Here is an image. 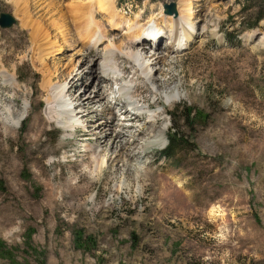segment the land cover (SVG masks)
I'll return each mask as SVG.
<instances>
[{
  "label": "rangeland",
  "instance_id": "rangeland-1",
  "mask_svg": "<svg viewBox=\"0 0 264 264\" xmlns=\"http://www.w3.org/2000/svg\"><path fill=\"white\" fill-rule=\"evenodd\" d=\"M48 1L0 0V12L15 18L0 27V71L10 78L0 73V264H264V19L248 27L264 0L247 8L244 0H191L194 38L169 53L163 4L177 10L180 0H108L123 29L137 22L140 31H163L156 49L166 57L149 65L158 103L155 85L141 83L125 56L115 62L137 104L160 113L155 126L164 134L151 137L135 163L122 158L127 150L103 151L101 168L95 157L103 145L93 132L66 131L47 114L50 85L69 77L67 97L89 94L95 78L78 54L99 57L104 41L93 50L74 35L65 44L81 0H52L51 10ZM56 18H64L58 29L49 24ZM108 20L95 14L108 40L125 43V29L111 30ZM113 80L105 83L112 108L102 121L119 115ZM95 108L79 119H93L102 104ZM148 118L132 122L143 130L132 146L144 142ZM174 130L183 140L166 159L161 151Z\"/></svg>",
  "mask_w": 264,
  "mask_h": 264
},
{
  "label": "bare ground",
  "instance_id": "bare-ground-1",
  "mask_svg": "<svg viewBox=\"0 0 264 264\" xmlns=\"http://www.w3.org/2000/svg\"><path fill=\"white\" fill-rule=\"evenodd\" d=\"M82 1L83 0L74 4L72 6V10L70 8L71 15L74 14V31L72 29L73 34L71 33V31L69 32L71 38H65L64 43L66 44L69 39H74L73 37L75 35L78 38V44H82L85 41L87 47H90L91 45L92 49L94 50V48H96V45L104 41V46L103 48H101L102 55H99V57L96 53L91 52L87 54H78L82 56L81 63L83 62L85 64L83 71H93V76L95 78L93 79V87L90 89L88 95H84L81 92L75 97V101H73L71 100V97H67L68 94H66L67 86L70 81L69 77H67L66 80L60 83L58 86H55V89L54 86L52 87L49 84L51 87L49 92L51 93H49L48 96V103H53L54 108H51L52 111L47 114V120L55 121L57 119V122H62V128L70 132L79 127L81 128L80 136H87L88 134H91L93 132L94 140L97 143L96 145H103L98 150L96 149V151H98L97 156L95 157L97 158V168H101L106 162L104 161L105 154L101 153L111 148H113L114 152H116V155H119L121 150H127L126 154H124L125 152L123 153L124 155L122 158L126 157L127 162L129 160V163L130 161H133L135 163V161L138 159L137 155L141 154L144 148H146L148 144L147 142L151 141L150 138L159 137L164 134L163 127L157 128L155 126V122L160 120V113L156 111L147 113L150 110L149 107L153 103H158L160 101L159 98L163 97L162 93L160 91H157L160 88L159 78L157 77L155 79V77L151 73V70L149 71V65L152 66L153 64H157L159 61H163L166 57L167 52L169 53L170 51H172V46L175 47L176 50V47H179L180 45L182 46V44L185 45L193 40L196 33V30L194 28L195 25L192 21L195 11L193 10L192 4L190 2L191 0H180V6L177 7L175 13H169L171 15H164L165 20L163 21V24L164 27H168V31L166 33V35H168L166 45L168 46L166 48L169 50H166L167 52L162 54L161 51L156 49L158 44L156 42L157 39H147L149 36H156L158 38L157 33H148V30H146V28L144 29V31H140L138 29L137 22H133L130 25L125 26L124 30L121 22H117V20H115L112 15L113 13H111L112 6L109 4L110 1L85 0L84 3H82ZM45 7H47L48 10H51L53 8H57L58 5L50 0L45 4ZM94 9L97 12L94 11ZM86 12H90V16L84 17L83 14ZM96 13L101 15L102 18L103 14L110 16V20H108L107 24L111 25V30H124L123 33L126 34L125 43H122L124 41H121L120 43L116 44L115 42L108 40L107 30L104 28V25L101 24L102 26H98L94 22ZM63 19L64 18H61L60 21H63ZM60 21L58 20V18H56L53 23L50 22L49 24H51L55 29H58L59 27L63 26ZM165 23L171 24V26L166 25ZM61 31L63 32L62 34L64 38L65 33L63 29ZM160 31L157 32L160 33ZM178 31L181 34V36L179 37L177 36ZM138 39L140 40V42L137 41ZM148 45L154 47V50H150V53H147L148 49L146 48V46ZM84 48L86 47H83V45H81V50H83ZM182 49L183 47L179 50L177 49V51H180ZM35 51V53L39 56L42 55V46L38 44L35 48ZM121 56H125L128 63L134 67V72L137 75V79L141 83L145 82L147 84V82H149L151 85H155V90H152L151 92L155 95L153 103H148L145 106H139L137 104L135 96L132 95L133 92L130 91L131 88L129 89V84L132 81H130L129 84L122 82L124 81L122 70L117 69V62H115L117 60L115 57L119 58ZM94 62H96L95 65H99L97 69L93 67ZM0 73L4 80L8 81V79H10L5 70L4 72L0 71ZM61 77L63 76L61 75ZM111 78L114 79L112 81L114 84L118 83L116 89L113 90L114 92L112 91V98L114 99L113 105H119L120 107V110L118 109L120 116L117 113H111L112 116L110 117V119L106 118L104 121H102L101 118L103 112L110 109L111 107L110 105H108V99H106L105 97V92L107 90V86L105 87V83L106 80H111ZM60 80H63V78H60ZM8 83L9 82L4 84L3 82L2 85L9 86L10 83ZM84 83L85 87L91 84L88 81H85ZM49 85L47 84V87ZM136 86H134V88H136ZM55 91H57V93H55ZM115 94L118 95V97H116ZM173 96L174 95L171 94L170 97L173 98ZM11 99L15 100V97H12ZM98 102L102 104V108L100 109V111H98L96 116L93 117V119H84L86 116L88 117L90 113L95 112V105ZM144 112L146 113V117H149L148 119H146L149 122V129L143 135L144 138H139L144 142L141 141L140 146H132L136 134L143 132V130H140L139 128L133 129L135 125L132 122L139 121L141 119V113L143 114ZM8 114V116L6 115V118L8 117L7 120L10 119L12 111H10ZM59 117L61 118L59 119ZM79 117H84L83 121L79 119ZM84 120L87 123H84ZM124 121H127V123H124ZM139 139H137L136 141H138ZM153 141L157 142V139L154 138ZM84 152L88 153L89 148L85 147ZM93 155L96 154L93 153ZM146 163L147 165H150L152 163V160L147 159ZM210 212L212 213L214 211L210 209Z\"/></svg>",
  "mask_w": 264,
  "mask_h": 264
},
{
  "label": "trees",
  "instance_id": "trees-1",
  "mask_svg": "<svg viewBox=\"0 0 264 264\" xmlns=\"http://www.w3.org/2000/svg\"><path fill=\"white\" fill-rule=\"evenodd\" d=\"M254 1L255 0H244V3H246L245 7L247 8ZM261 19H264V11L259 12L258 15L255 16L253 21L248 25V27L253 28L257 26ZM230 37H233V36H229V38ZM182 140L183 138L180 136V133L177 130L176 131L174 130L173 132H169L167 134V145L161 151V155L165 157L166 159H172L176 154V150H178L180 144L182 143Z\"/></svg>",
  "mask_w": 264,
  "mask_h": 264
},
{
  "label": "water",
  "instance_id": "water-1",
  "mask_svg": "<svg viewBox=\"0 0 264 264\" xmlns=\"http://www.w3.org/2000/svg\"><path fill=\"white\" fill-rule=\"evenodd\" d=\"M164 13H175V4L174 2L165 3L163 5ZM15 22V18L9 12L1 11L0 12V27L5 28L11 26Z\"/></svg>",
  "mask_w": 264,
  "mask_h": 264
}]
</instances>
